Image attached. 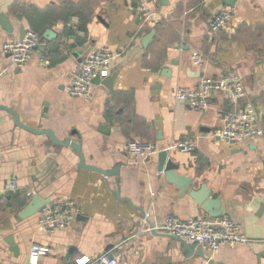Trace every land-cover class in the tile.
Listing matches in <instances>:
<instances>
[{
  "label": "crops",
  "instance_id": "crops-1",
  "mask_svg": "<svg viewBox=\"0 0 264 264\" xmlns=\"http://www.w3.org/2000/svg\"><path fill=\"white\" fill-rule=\"evenodd\" d=\"M141 3L0 0V187L13 179L19 184L17 192L0 195V264H30L34 244L50 249L38 264H76L106 252L120 255L121 264H264V137L233 145L218 137L235 106L226 93H215L205 111L175 98L179 89L233 70L264 129V0H236L233 8L224 0H146V10ZM225 9L232 11L231 20L208 35L209 21ZM152 13L156 18L145 24ZM49 30L56 36L44 52L49 65L39 52L22 69L11 65L2 50L6 42L28 31L44 37ZM103 47L120 54L110 66L109 76H117L113 90L97 85L90 100L71 97L77 63ZM194 51L204 56L201 68L193 64ZM2 108L15 111L28 128L80 144L88 166L119 167L120 175L80 168L75 150L18 125ZM185 138L197 143L194 152L169 150L177 174L194 180L182 195L159 171L158 156ZM134 141L153 144L158 153L146 160L135 156L128 152ZM202 185L220 201L221 217L228 216L254 243L202 249V257L178 239L149 230L169 216L212 217L190 196ZM37 195L40 205L73 199L80 211L67 229L42 233L40 213L20 217Z\"/></svg>",
  "mask_w": 264,
  "mask_h": 264
},
{
  "label": "built area",
  "instance_id": "built-area-1",
  "mask_svg": "<svg viewBox=\"0 0 264 264\" xmlns=\"http://www.w3.org/2000/svg\"><path fill=\"white\" fill-rule=\"evenodd\" d=\"M146 0H142L141 8L146 10ZM233 13L225 9L212 18L207 26V34L215 35L231 20ZM156 18L149 14L144 23ZM42 35L35 31H28L23 39L8 41L3 45V52L10 56L11 65L22 69L29 60L37 54L38 48L44 43ZM45 65L51 63L47 53H40ZM120 54L107 47L98 48L77 63L68 87V94L73 98L90 100L97 85L95 80L105 79L110 74L112 61ZM193 64L199 68L205 64L202 53H192ZM226 93L235 102L234 109L223 118V125L218 133L226 144H239L245 140H256L264 137L261 118L255 104L249 99L248 89L240 75L230 69L224 70L216 77L203 78L194 89H179L175 98L178 102L187 103L196 111L209 108L212 94ZM242 101V102H241ZM242 103V104H240ZM197 143L191 138L182 139L172 144L167 151L177 150L183 153L194 152ZM128 152L146 160L158 153L153 144L134 141L128 146ZM17 179L11 180L6 187H0V195L17 192ZM80 205L77 201L66 198L47 205L38 221V230L53 235L59 230L67 229L79 213ZM187 242L190 245L216 252L223 245L230 247L247 246L255 242L243 234L239 226L228 216L213 218L202 216L197 218L180 219L174 216L166 218L162 225L149 229ZM49 248L34 244L30 250V264H38L40 257L47 255ZM76 264H121V256L106 252L98 257L83 256L76 260Z\"/></svg>",
  "mask_w": 264,
  "mask_h": 264
},
{
  "label": "water",
  "instance_id": "water-1",
  "mask_svg": "<svg viewBox=\"0 0 264 264\" xmlns=\"http://www.w3.org/2000/svg\"><path fill=\"white\" fill-rule=\"evenodd\" d=\"M224 2H227V4L233 8L235 6L236 0H224ZM152 36L153 35L150 34L145 38L144 45H146L149 42V40L151 39ZM55 37L56 36H55V33L53 31H51V30L47 31L44 35V39L46 40V42L43 43L38 48V52L44 53L46 51L48 42L53 41L55 39ZM116 77H117L116 74L108 76L105 79H101L100 77H98L94 83L96 85H102V86L106 87L108 90L112 91ZM214 95H215V93L212 94V97ZM2 109H5L6 111L12 113L16 117L17 124L24 127L25 129H27L33 133H36V134L49 135L55 144H59V145L64 146V147H70L73 150H75L77 152L79 158H80V168L101 173L106 177H112V176H119L120 175V171H119L120 168L119 167H117L113 170H102V169H99L96 167L88 166L86 164V161L84 158L82 146L76 142H72V140L70 138L65 140V142H59L56 139V136L54 135L53 132H51V131L41 132L38 130L28 128L27 126L23 125L20 122V118L15 111L8 109V108H2ZM169 154H170V152L167 150H162L159 153V156H158L159 157V164H160L159 165V171L164 172L166 174V176L168 177L169 182L176 185L180 189L181 194L184 195L186 193V191L194 183V180L192 178H188L186 176H181V175L177 174L178 166L176 164H174V162H172V160H170ZM118 196H120V195L118 194ZM190 196L194 201L197 202V204H199L206 211H208L212 217L218 218V217L222 216L221 210L219 209L220 201L214 200L211 198V192L207 188L206 185H202L199 190H192L190 192ZM40 201H41V199H40L39 195L34 196L33 200L30 202V204L20 213V217L22 219H28V218H31V217L37 215L38 213L42 214L44 212V209L46 208V206L51 204V201L48 200V201H44V203L42 205H40ZM150 227L153 228L152 224H150ZM169 237H171V236H169ZM171 238H174V237H171ZM174 239H177V238H174ZM178 240L182 243V245L184 246V249L186 251H188L190 254L196 253V254L204 257V252H203L202 248L197 247L196 244L190 245L183 240H180V239H178ZM8 244L12 247L11 250L14 253L18 254V248L15 245L14 240L10 239L8 241Z\"/></svg>",
  "mask_w": 264,
  "mask_h": 264
}]
</instances>
